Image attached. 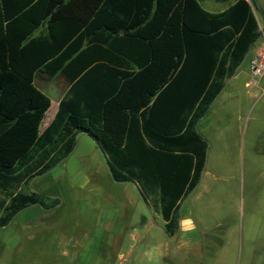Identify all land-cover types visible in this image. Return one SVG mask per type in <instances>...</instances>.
Returning <instances> with one entry per match:
<instances>
[{
  "label": "trees",
  "instance_id": "obj_1",
  "mask_svg": "<svg viewBox=\"0 0 264 264\" xmlns=\"http://www.w3.org/2000/svg\"><path fill=\"white\" fill-rule=\"evenodd\" d=\"M202 1L228 0H0V230L59 204L29 184L83 133L111 179L136 185L175 236L205 167L197 125L261 37L254 0L220 13ZM38 73L69 84L43 132L50 100L33 86Z\"/></svg>",
  "mask_w": 264,
  "mask_h": 264
},
{
  "label": "crops",
  "instance_id": "obj_2",
  "mask_svg": "<svg viewBox=\"0 0 264 264\" xmlns=\"http://www.w3.org/2000/svg\"><path fill=\"white\" fill-rule=\"evenodd\" d=\"M245 1L249 2V0ZM233 2L234 0H228L224 9L214 13L224 11ZM200 6L203 9L201 2ZM253 13L261 31V37L235 74L226 81L224 89L215 98L210 109L230 89L227 98L234 100L231 106L234 109L236 103V108L239 110L242 106L243 94L237 81L245 75L248 80L243 86L247 89L250 78L249 59L259 54L264 60V25L261 24L256 11ZM37 34L38 32L34 36ZM57 78L60 81L54 83L53 80ZM38 79L46 80V85H38ZM33 86L50 100V107L39 128V131L43 132L52 122L58 103L65 95L69 84L61 74L50 78L43 73H38L34 77ZM255 88L264 93V76ZM246 95L250 98L249 94ZM210 109L205 119H201L197 125L198 132L209 143L204 171L198 185L180 203L178 230L175 236L169 238L164 233V222L159 211L148 210L151 215L149 218L132 184L123 186L121 192L124 198L121 197L122 199H117L112 193L119 186L92 187L91 191L99 202L92 207L95 214L93 228L87 234H83L76 243L72 241L65 244L66 247L73 248L72 251L63 253V256L70 258L69 264H99L96 251L103 239L108 240L111 254H113V257L105 261L106 264H264V186H207L206 183L204 184V175L209 173V169H214L216 173L230 174L232 172L231 174L236 175L238 163L235 159L237 158V161L240 156L239 147L235 148L240 128L237 129L236 135L231 136H229L231 131L228 128L217 129L218 131L216 130L212 136L204 135L212 126L208 116ZM213 140L216 148L210 155ZM80 145H84L89 152L98 151L104 158L95 143L81 133L78 135L73 152L69 155L70 159L72 155L73 157L74 155L83 156L84 153L77 154ZM261 159L264 160V157ZM253 167L252 163L248 164V176L252 175ZM67 168L65 172L72 175L71 166ZM63 172L61 176H64ZM36 178L38 177L30 182V188ZM248 180L250 182V179ZM37 190L50 198L57 197L44 190L38 188ZM234 196L235 227H229L226 223L233 216L231 204ZM60 206L61 204L57 207ZM50 210L32 206L21 211L7 227L0 230V243H3L5 247L18 248L25 243L24 241L32 242L43 231L46 213ZM188 221L192 223L189 224Z\"/></svg>",
  "mask_w": 264,
  "mask_h": 264
},
{
  "label": "rangeland",
  "instance_id": "obj_3",
  "mask_svg": "<svg viewBox=\"0 0 264 264\" xmlns=\"http://www.w3.org/2000/svg\"><path fill=\"white\" fill-rule=\"evenodd\" d=\"M254 1L257 7L256 13L261 24L264 25V0ZM201 4L204 10L211 13L221 11L226 5L212 1H203ZM247 80V77L242 75L237 81L243 94L242 106L239 110L236 108V103L233 109L231 104L234 100L227 98L230 89L210 109L208 116L212 126L204 135L212 136L217 129L228 128L231 136L236 135L237 129L240 128L238 142L235 144V148L240 149V156L237 161V158L235 159L238 163L236 175L231 174L232 172L216 173L214 169H209V173L204 175V184L206 183L207 186H264V160L261 159L264 157V93L255 87L244 88L243 84ZM59 81V78L53 80L54 83ZM37 84L44 86L46 80L38 79ZM246 94H249L250 98ZM215 148L216 144L213 140L210 155ZM79 153L84 154L74 157L72 155L71 159L70 156L52 171L35 179L32 189L38 192V188L56 195L55 198L59 200L57 206L60 204L61 206L59 208L56 206L46 213L43 231L32 242L24 241L25 243L18 248L5 247L0 243V264H69L70 258L63 256V253L70 252L73 248L66 247L65 244L72 241L76 243L83 234H87L93 228L95 214L92 207L99 202L91 191L92 187L119 186L112 193L117 199L124 198L121 189L131 184L114 182L103 156L98 151L92 153L86 150L84 145H80L77 154ZM249 163L254 165V171L248 176ZM69 166L73 171L71 177L65 172L66 167L69 169ZM61 172L64 176H61ZM231 207L233 216L229 218L226 226L235 227V196ZM96 252L99 264H106L105 261L113 257L107 239L101 241Z\"/></svg>",
  "mask_w": 264,
  "mask_h": 264
},
{
  "label": "built area",
  "instance_id": "obj_4",
  "mask_svg": "<svg viewBox=\"0 0 264 264\" xmlns=\"http://www.w3.org/2000/svg\"><path fill=\"white\" fill-rule=\"evenodd\" d=\"M248 68L250 78L247 87H256L262 76H264V60H262L261 55L257 54L251 57L248 61Z\"/></svg>",
  "mask_w": 264,
  "mask_h": 264
},
{
  "label": "water",
  "instance_id": "obj_5",
  "mask_svg": "<svg viewBox=\"0 0 264 264\" xmlns=\"http://www.w3.org/2000/svg\"><path fill=\"white\" fill-rule=\"evenodd\" d=\"M237 69H238V68H237ZM237 69H236V71H237ZM236 71H235V72H236ZM77 138H78V135H76L75 139L77 140ZM202 174H203V172H202ZM202 174H201V175H202ZM133 186L136 188V190H137V192H138V195H139V198H140L141 202L143 203L142 197H141V195H140V193H139V191H138V189H137V186H136V185H133ZM31 191H32V192H36V191L33 190L32 188H31ZM143 205H144V203H143ZM144 206H145V205H144ZM145 208H146V207H145ZM146 212H147L149 218H151V215H150L149 211L147 210V208H146Z\"/></svg>",
  "mask_w": 264,
  "mask_h": 264
},
{
  "label": "clouds",
  "instance_id": "obj_6",
  "mask_svg": "<svg viewBox=\"0 0 264 264\" xmlns=\"http://www.w3.org/2000/svg\"><path fill=\"white\" fill-rule=\"evenodd\" d=\"M189 224H191L192 222L191 221H188Z\"/></svg>",
  "mask_w": 264,
  "mask_h": 264
}]
</instances>
